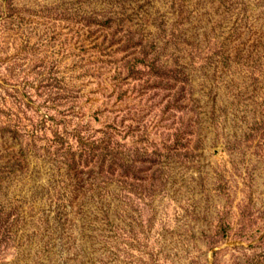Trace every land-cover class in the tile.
Segmentation results:
<instances>
[{
	"label": "rangeland",
	"instance_id": "1",
	"mask_svg": "<svg viewBox=\"0 0 264 264\" xmlns=\"http://www.w3.org/2000/svg\"><path fill=\"white\" fill-rule=\"evenodd\" d=\"M0 264H264V0H0Z\"/></svg>",
	"mask_w": 264,
	"mask_h": 264
}]
</instances>
